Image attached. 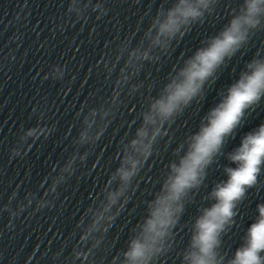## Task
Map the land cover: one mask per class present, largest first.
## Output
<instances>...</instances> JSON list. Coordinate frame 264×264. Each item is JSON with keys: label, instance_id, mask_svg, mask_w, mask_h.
I'll list each match as a JSON object with an SVG mask.
<instances>
[{"label": "water", "instance_id": "95a60500", "mask_svg": "<svg viewBox=\"0 0 264 264\" xmlns=\"http://www.w3.org/2000/svg\"><path fill=\"white\" fill-rule=\"evenodd\" d=\"M200 15L173 35L159 25L180 0H0V264H131L144 226L194 135L228 89L264 63V3L245 39L169 118L146 125L151 155L129 146L150 106L196 53L247 15L252 0H187ZM251 65V67H249ZM264 124V94L245 109L144 264H193L196 222L244 137ZM158 129V132L156 131ZM148 142L147 140L145 141ZM126 155L139 161L124 184ZM123 189L114 205L110 192ZM264 205V164L218 236L215 264L246 246ZM102 218L94 221L103 208ZM264 257V252L261 253Z\"/></svg>", "mask_w": 264, "mask_h": 264}, {"label": "clouds", "instance_id": "9594fccd", "mask_svg": "<svg viewBox=\"0 0 264 264\" xmlns=\"http://www.w3.org/2000/svg\"><path fill=\"white\" fill-rule=\"evenodd\" d=\"M202 3L203 0H200ZM264 0H252L247 7V15L233 19L231 26L220 37L215 38L211 45L196 53L194 59L181 73V79L173 80L166 86V96L157 99L150 111L143 117L144 125L137 131V138L130 142V148L145 157L151 155V140L155 132L149 137L146 125L155 124L157 118L161 121L171 117L182 104L188 102L200 91L204 81L213 74L215 68L223 62L225 56H230L239 44L245 39L244 26H255L253 17L260 11L259 5ZM200 15L198 9L189 4L187 0L169 11L167 19L159 25V35H173L181 23L188 18ZM251 67V65L249 66ZM264 94V63H258L250 75L245 74L236 84L228 89L227 96L214 108L208 117V124L203 126L199 133L194 135L189 151L179 163L172 165L174 176L169 178L165 185L166 194L158 197L151 218L144 226V242L134 240L131 250L126 253L131 264H144L152 243L157 237L164 235V230L172 223L173 205L180 200L186 190L200 182L205 167L211 162L212 157L220 150L224 138L232 133L244 114L245 109L257 102ZM158 132V129L156 130ZM148 141L147 143L145 141ZM235 168L226 169L228 179L217 185L213 191L216 203L206 209L204 215L196 222L198 230L194 237V245L198 254L193 255V264H215L214 247L218 244V236L226 224L232 221L235 215L233 209L237 201L245 194L248 187L257 181L261 165L264 164V124L258 131L247 134L240 147L230 156ZM139 161L131 155H126L124 165L117 169L120 180L127 184L136 174ZM123 189L110 192L108 195L109 206L114 205ZM105 207L94 224L108 211ZM264 205L259 206V219L252 223L247 232V243L237 249L231 264H264Z\"/></svg>", "mask_w": 264, "mask_h": 264}]
</instances>
